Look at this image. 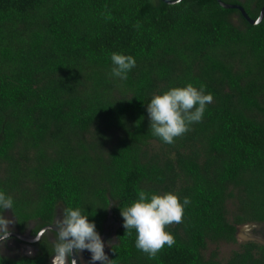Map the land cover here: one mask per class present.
I'll return each mask as SVG.
<instances>
[{"label":"trees","instance_id":"1","mask_svg":"<svg viewBox=\"0 0 264 264\" xmlns=\"http://www.w3.org/2000/svg\"><path fill=\"white\" fill-rule=\"evenodd\" d=\"M220 1L250 20L264 5ZM113 53L135 58L126 80ZM189 83L214 100L166 144L146 105ZM140 190L190 199L155 258L122 226ZM0 191L33 233L65 207L99 235L113 219V264H264L259 245L218 252L238 225L264 222V12L250 24L217 0H0ZM50 252L0 264H49Z\"/></svg>","mask_w":264,"mask_h":264},{"label":"clouds","instance_id":"2","mask_svg":"<svg viewBox=\"0 0 264 264\" xmlns=\"http://www.w3.org/2000/svg\"><path fill=\"white\" fill-rule=\"evenodd\" d=\"M181 2L175 0L176 4ZM111 61L112 76L122 80L128 78V73L136 65L134 57L118 53L111 55ZM213 100V95L205 94L203 87L197 89L190 83L153 96L146 105L152 134L166 144H173L191 130L192 124L202 121L207 105ZM13 203L11 196L0 191V246L11 239L9 225H13L14 221L5 218L3 212L12 211ZM189 203L188 197L181 203L179 197L171 192L150 195L140 190L135 202L120 208L122 226L129 235L134 229L137 234L136 248L149 258H155L165 245L172 247L175 244L174 236L165 229L183 222L184 209ZM84 213L85 210L81 208H62L61 215L55 216L47 228L36 234L37 241L42 237L48 239L49 235L54 237L51 242L54 253L52 264H77L73 257L84 250L91 253L90 264H113L104 251L105 242L97 232L95 223ZM107 243L111 245V241Z\"/></svg>","mask_w":264,"mask_h":264},{"label":"flooded vegetation","instance_id":"3","mask_svg":"<svg viewBox=\"0 0 264 264\" xmlns=\"http://www.w3.org/2000/svg\"><path fill=\"white\" fill-rule=\"evenodd\" d=\"M3 215L7 219H12L14 221L13 225H9L11 229V239H9L6 243L0 246V255L8 258V259H18L23 257H34L38 254H42L43 251L51 250L50 254L47 256V261L49 264H52V255L53 253V245L52 240L54 237L52 235L46 237H42L39 241L27 242L23 239H32L36 236V234L43 228H47L50 224L40 227L37 232L33 233L37 223L33 220H29L26 224H23L22 227L19 226L16 219L12 216L9 210H5ZM61 214L57 211V217ZM256 224L257 227H253L251 230L249 229H239L240 226L245 224ZM117 226V223L113 221V219H108L107 222L104 223L102 234L100 235L101 239L105 242V253L108 255L110 247L113 245L114 239V230ZM20 236V237H18ZM235 243H228L233 247L232 251L239 250L241 245L251 244L254 246L253 254L254 256H258L257 249L255 245H259L264 247V222H247L236 227L235 233ZM43 240H45L43 242ZM111 241V245L107 242ZM43 242V243H42ZM47 243L44 246L43 244ZM224 244L220 243L219 245ZM49 248V249H48ZM229 256V255H228ZM227 256V257H228ZM91 253L87 250L82 251L79 255H74V259H76L77 264H90ZM226 257V258H227ZM225 259V258H224ZM95 264H99V262H95Z\"/></svg>","mask_w":264,"mask_h":264},{"label":"water","instance_id":"4","mask_svg":"<svg viewBox=\"0 0 264 264\" xmlns=\"http://www.w3.org/2000/svg\"><path fill=\"white\" fill-rule=\"evenodd\" d=\"M162 1H164V2H167V3H174L175 2V0H162ZM218 1V3L222 6V7H224V8H236V9H238L239 11H240V13H241V15L250 23V24H256V23H258L260 20H261V18H262V16H263V12H264V5H263V7L261 8V10H260V13H259V16L255 19V20H250L248 17H247V15L245 14V12L243 11V9L240 7V6H238V5H231V4H226V3H223V2H221L220 0H217ZM258 225H256V224H245V225H242V226H240L239 227V229H249V230H251L253 227H257ZM43 229H45V228H43ZM43 229H41L40 231H42ZM39 231V232H40ZM38 232V233H39ZM18 237H20V236H18ZM21 238V237H20ZM23 240H25V241H27V242H34V241H37L36 240V236L34 237V238H32V239H23Z\"/></svg>","mask_w":264,"mask_h":264},{"label":"rangeland","instance_id":"5","mask_svg":"<svg viewBox=\"0 0 264 264\" xmlns=\"http://www.w3.org/2000/svg\"><path fill=\"white\" fill-rule=\"evenodd\" d=\"M209 248L212 249V246ZM231 250H233V247L228 243L219 245L218 246L219 257L223 259L226 258Z\"/></svg>","mask_w":264,"mask_h":264}]
</instances>
